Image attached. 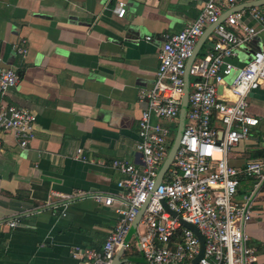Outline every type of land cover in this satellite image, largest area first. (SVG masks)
<instances>
[{
  "label": "crops",
  "instance_id": "0c3cea01",
  "mask_svg": "<svg viewBox=\"0 0 264 264\" xmlns=\"http://www.w3.org/2000/svg\"><path fill=\"white\" fill-rule=\"evenodd\" d=\"M200 12L199 0H0V65L20 75L0 102L37 115L26 148L0 131V264H83L75 252L104 246L121 204L108 206L93 195L118 194L124 173L115 160L140 161L135 146L146 107L140 92L155 81L165 36ZM263 43L264 29L241 48L236 64ZM212 44L208 38L205 52ZM249 104L259 124L233 149L236 166L264 153V84ZM253 185L247 180L243 189ZM77 190L86 196H65ZM255 211L249 245L258 253L255 264H264V189ZM13 219L15 227L6 223ZM127 258L144 261L135 241Z\"/></svg>",
  "mask_w": 264,
  "mask_h": 264
},
{
  "label": "built area",
  "instance_id": "2783aa9c",
  "mask_svg": "<svg viewBox=\"0 0 264 264\" xmlns=\"http://www.w3.org/2000/svg\"><path fill=\"white\" fill-rule=\"evenodd\" d=\"M199 2V16L182 31L165 36L158 54L155 81L140 92V100L146 104L138 122L139 140L135 146L141 155L140 163L115 160L114 167L124 173L118 182V194L116 197L93 195L108 206L114 201L121 205L115 209L118 223L109 232L104 246L100 250L74 253L83 264H112L122 248L121 259L125 260L120 264H255L258 261L256 248L249 245L248 224L256 212V199L264 189V153L241 166L231 163V155L235 147L250 139L259 124V118L249 111V97L264 84V43L242 65L236 64V60L240 58L241 48L252 43L264 29V8L254 6L230 13L209 35L213 41L211 51L192 62L184 130L170 167L155 186L175 139L162 120L177 122L179 126L188 59L205 30L240 1ZM119 9L118 15L123 17L126 3L121 1ZM18 50L27 51L25 47ZM19 82L20 75L14 67L0 65L2 97ZM36 121L34 111L10 104L5 98L1 100L0 131L13 133L21 147H28L35 138ZM82 156L79 148L77 157ZM247 180L254 183L250 190L243 189ZM86 194L77 190L65 196ZM143 206L136 231L127 240ZM171 211L196 225L205 239L204 254L196 263L200 239ZM6 223L15 227L18 222L13 219ZM134 241L143 262L127 258Z\"/></svg>",
  "mask_w": 264,
  "mask_h": 264
},
{
  "label": "water",
  "instance_id": "95a60500",
  "mask_svg": "<svg viewBox=\"0 0 264 264\" xmlns=\"http://www.w3.org/2000/svg\"><path fill=\"white\" fill-rule=\"evenodd\" d=\"M264 5V0H246L244 2L239 3L238 5L230 8L228 11H226L219 19L218 22L210 25L205 32L202 34V36L199 38L194 51L192 53V55L190 56V58L188 59L187 65H186V70H185V87H184V96H183V103H182V107H181V112H180V122H179V128H178V132L176 134V137L174 139L173 145L170 149L169 155L164 163V165L162 166V168L159 171L157 180H156V184L155 186H158V184L161 182V180L164 177V174L166 173V171L168 170V168L170 167L173 158L175 156V153L178 149L179 146V142H180V138L182 136L183 130H184V126H185V121H186V112H187V107H188V96H189V81H190V77H189V70H190V66L192 64V62L194 61V59L197 57L200 49H202V45L205 44L207 42V39L209 37V35L212 33L213 29L216 27V25L218 23H220L222 20H224L230 13L235 12L237 10L243 9V8H249V7H254V6H262ZM255 48H252L249 50L250 54H253L255 52ZM138 157L140 158V153L137 154ZM138 163H140V161H138ZM165 207L170 210V208L167 206L166 202L163 201ZM144 208L145 206H143L138 214V216L136 217L130 232L127 236V240L130 239V237L132 236L133 233H135L136 231V227L142 217V214L144 212ZM174 215H177L180 219V215L175 212V211H171ZM182 220V219H181ZM183 224L186 225L187 227L191 228L192 230H194V232L196 233V235L199 237L200 239V252L197 255V257L194 259V262L196 263L204 254V249H205V239L202 236V234L200 233L199 229L197 228L196 225L186 222L184 220H182ZM124 253V248H122L118 255L115 257V259L113 260L112 264H120L122 261H124L125 259H121L122 254Z\"/></svg>",
  "mask_w": 264,
  "mask_h": 264
},
{
  "label": "rangeland",
  "instance_id": "374dc122",
  "mask_svg": "<svg viewBox=\"0 0 264 264\" xmlns=\"http://www.w3.org/2000/svg\"><path fill=\"white\" fill-rule=\"evenodd\" d=\"M205 50H206V46H205V44H203V45H202V49H200V51H199L197 57L203 55V54L205 53ZM193 80H194V78L191 77V81H193ZM162 122H163V124H165V125H167V126L169 127V129H170V131H171V136H172L173 138H175V137H176V134H177V132H178V128H179V127H178V123H177V122H168V121H166V120H162Z\"/></svg>",
  "mask_w": 264,
  "mask_h": 264
}]
</instances>
